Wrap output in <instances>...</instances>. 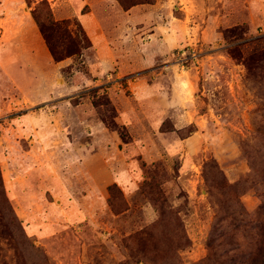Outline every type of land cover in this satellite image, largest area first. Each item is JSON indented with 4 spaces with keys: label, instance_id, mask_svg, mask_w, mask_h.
I'll use <instances>...</instances> for the list:
<instances>
[{
    "label": "rangeland",
    "instance_id": "374dc122",
    "mask_svg": "<svg viewBox=\"0 0 264 264\" xmlns=\"http://www.w3.org/2000/svg\"><path fill=\"white\" fill-rule=\"evenodd\" d=\"M263 203L264 0H0V264H245Z\"/></svg>",
    "mask_w": 264,
    "mask_h": 264
},
{
    "label": "trees",
    "instance_id": "16d2710c",
    "mask_svg": "<svg viewBox=\"0 0 264 264\" xmlns=\"http://www.w3.org/2000/svg\"><path fill=\"white\" fill-rule=\"evenodd\" d=\"M36 20L40 22L39 16L34 15ZM41 22L40 26L45 38L48 41L49 47L53 54L58 58V50L52 40V31L56 25L54 21ZM260 213L264 215V203L260 207ZM257 234L259 236L258 243L245 255V264H264V219L257 224Z\"/></svg>",
    "mask_w": 264,
    "mask_h": 264
}]
</instances>
